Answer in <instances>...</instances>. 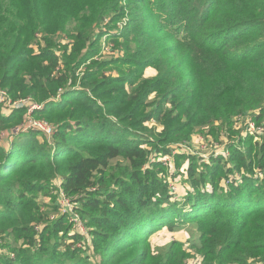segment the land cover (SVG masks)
<instances>
[{"label":"trees","instance_id":"1","mask_svg":"<svg viewBox=\"0 0 264 264\" xmlns=\"http://www.w3.org/2000/svg\"><path fill=\"white\" fill-rule=\"evenodd\" d=\"M104 45L119 56L95 61ZM118 66L127 71L104 76ZM0 85L45 104L35 115L57 126L52 138L29 131L0 147V240L25 246L7 245L0 264H189L183 244L149 246L175 220L197 224L201 264H264V142L228 134L230 154L199 178L191 160L182 201L156 160L196 129L264 118V0H0ZM25 112L0 113V132ZM59 188L88 234L60 216L36 239L48 215L29 193Z\"/></svg>","mask_w":264,"mask_h":264},{"label":"rangeland","instance_id":"2","mask_svg":"<svg viewBox=\"0 0 264 264\" xmlns=\"http://www.w3.org/2000/svg\"><path fill=\"white\" fill-rule=\"evenodd\" d=\"M126 25V20H123L116 24V28L119 30H122L124 26ZM103 38V42H104ZM64 43H66V40H63ZM37 42H34L33 44H36ZM105 46V48H104ZM101 47V51L99 52V55L95 59V61H104V60H111L119 56V52H112V48H108L106 45ZM34 50L38 52V46L34 45ZM121 54H123L122 51H120ZM94 60V59H93ZM87 62L84 66H82L77 75L79 78H81L86 70L90 67V63L93 61ZM120 69H124V72L127 71L126 66H118V67H109L104 71L105 77H119L120 76ZM133 71H137V69L133 68ZM144 75L147 78H155L157 76V72L153 68H148L144 71ZM6 97H10V100L12 102L13 94L9 92L8 85L2 87L0 85V113L1 115H10L14 103H10L9 100L6 99ZM39 104L37 102H34V104ZM26 112L24 114V119L19 118L14 121L13 126H20L23 124L26 114L28 111H30L33 106L32 103L29 101L28 105L25 107ZM251 114H248L250 116ZM36 121L40 122H46L49 125L56 128L57 126L53 123H50L48 120L42 119L36 115L33 116ZM237 117H234L232 119L231 125L223 129L220 125H214L212 127H207L203 129H196L194 130V135L192 136V139L189 143H183V144H169L168 148L171 151L172 155L170 156H158L156 159L157 161L164 162L166 165H168V172L165 176H162V178L167 179L168 182H170L171 191L173 194H175V200L182 201L186 198V194L188 190L190 189L189 186L190 183H188L191 179V172L192 169L190 168L191 160H197L198 163V171L195 172L193 175L196 178H199V173H201L200 168L204 167L203 164L209 163L212 161L211 159L213 157L219 158L223 157L221 155V152L225 149L227 144L229 143L228 134L232 136V139H238L236 136L240 133L243 134L246 131V124L247 120H240L242 122L243 128L240 129L237 132L236 128V121ZM251 122L255 123L258 127H264V118H262L260 121L254 119L253 116ZM146 127L149 129H153V137L155 138L156 135L162 133L163 129L161 126L148 123L146 124ZM237 129V130H235ZM242 130V131H241ZM12 131V130H11ZM9 131H1L0 132V147H5L9 149V146H11L12 141L9 139V136H7V133L11 132ZM214 133V135H212ZM129 135H132L131 132H129ZM15 137V136H14ZM132 139H136L134 135H132ZM39 141V140H38ZM254 143V140H252ZM256 142V141H255ZM264 142V139L260 140V143ZM245 149V147H242ZM167 149V148H166ZM227 151V152H226ZM226 154H230L229 150H226ZM257 153V150H254L252 152V156ZM225 156V155H224ZM193 157V158H192ZM227 157V156H225ZM192 158V159H191ZM224 158V157H223ZM193 162V161H192ZM238 176V175H237ZM232 178L231 180H233ZM228 183V181L226 182ZM58 185L57 183L55 184ZM55 186V187H56ZM30 199H34L37 203L40 204L41 212L44 215L47 216V220L41 221V223H34L33 230L35 232L34 237L37 239L40 237L41 232L43 231L45 224H51L54 222V220L58 219L59 212L58 211H52V206H55L57 197V191L56 190H48L44 193H29L28 196ZM46 217V216H45ZM67 238V237H66ZM149 246L151 249H153V252L155 254H158V250L161 251L163 248L167 247L168 245L177 242L180 244H183L184 249L187 251L189 255V264H201L203 259L201 254L197 251V247L200 245V234L198 231V226L196 223H191L188 221H177L172 224L171 228H165L162 230H159L155 234H153L149 238ZM71 239L67 240V243L70 242ZM7 245L10 249L18 248L20 246H24L23 240H9V239H2L0 240V253L4 252L5 254H9V251H13L7 248ZM2 246V247H1ZM63 251V248H62ZM12 253V258H14L15 254ZM11 255V254H10ZM83 257V255H82Z\"/></svg>","mask_w":264,"mask_h":264},{"label":"built area","instance_id":"3","mask_svg":"<svg viewBox=\"0 0 264 264\" xmlns=\"http://www.w3.org/2000/svg\"><path fill=\"white\" fill-rule=\"evenodd\" d=\"M62 96V95H61ZM57 98L56 100H59L61 98ZM7 100H9L10 103H14L13 109L11 112L18 111V110H24L25 107L28 105L29 101L32 103L33 108L28 111L26 114L25 120L22 125L19 127L14 128L11 132L7 133V136H9V139L12 140L14 136H18L22 133H27L29 131H39L43 134H45L48 138H52L55 134V128L51 125H49L46 122H40L36 121L34 119V115L36 111H41L45 108V104H34L33 99L28 98L26 100H19V101H13L11 102L10 97H6ZM247 120L246 124V131L243 133V137H253L254 141H260L261 139H264V127H258L255 123L251 122L252 117L250 116H240L237 118L236 121V128L238 130L242 129V122H240L241 119ZM221 154H225V156H228V154L221 152ZM56 205L59 209V217L60 216H66L68 220L74 224L75 232L82 234L84 236H87L88 230L85 226L84 221L81 219L78 211L76 208H78L77 203L73 201L72 198H70L62 189H58L57 191V197H56ZM74 232V233H75Z\"/></svg>","mask_w":264,"mask_h":264}]
</instances>
